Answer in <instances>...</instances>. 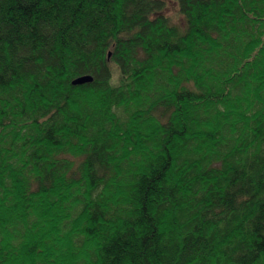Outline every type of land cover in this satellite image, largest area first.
I'll return each instance as SVG.
<instances>
[{"label": "trees", "instance_id": "1", "mask_svg": "<svg viewBox=\"0 0 264 264\" xmlns=\"http://www.w3.org/2000/svg\"><path fill=\"white\" fill-rule=\"evenodd\" d=\"M174 1L0 0V264H264V0Z\"/></svg>", "mask_w": 264, "mask_h": 264}, {"label": "rangeland", "instance_id": "2", "mask_svg": "<svg viewBox=\"0 0 264 264\" xmlns=\"http://www.w3.org/2000/svg\"><path fill=\"white\" fill-rule=\"evenodd\" d=\"M166 14L172 19L173 23L178 26H184V19L179 12L178 5L174 0H165Z\"/></svg>", "mask_w": 264, "mask_h": 264}, {"label": "water", "instance_id": "3", "mask_svg": "<svg viewBox=\"0 0 264 264\" xmlns=\"http://www.w3.org/2000/svg\"><path fill=\"white\" fill-rule=\"evenodd\" d=\"M93 77L91 75H82L73 79V84H82L91 82Z\"/></svg>", "mask_w": 264, "mask_h": 264}]
</instances>
